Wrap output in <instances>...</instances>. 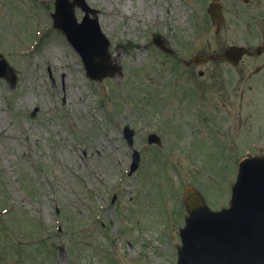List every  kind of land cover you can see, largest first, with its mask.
<instances>
[{"label":"rangeland","instance_id":"374dc122","mask_svg":"<svg viewBox=\"0 0 264 264\" xmlns=\"http://www.w3.org/2000/svg\"><path fill=\"white\" fill-rule=\"evenodd\" d=\"M52 1L0 0V54L17 79H0V264H176L185 185L213 209L229 204L238 162L264 147V104H244L242 127L230 107L227 131L220 101H207L208 79L185 66L213 51L211 0H86L101 10L121 68L100 82L50 28ZM155 32L174 54L155 46ZM150 129L161 146L146 147ZM133 150L141 163L129 174Z\"/></svg>","mask_w":264,"mask_h":264},{"label":"water","instance_id":"95a60500","mask_svg":"<svg viewBox=\"0 0 264 264\" xmlns=\"http://www.w3.org/2000/svg\"><path fill=\"white\" fill-rule=\"evenodd\" d=\"M56 6L55 26L81 53L88 76L98 81L114 76L117 70L110 65V43L100 28L96 11L84 0H58ZM76 6L86 12L81 24L74 13ZM211 9L212 19L219 29L221 15L215 11V5ZM90 14L95 15V19L90 18ZM155 43L170 52L160 35L155 36ZM235 53L241 57L245 50ZM208 60L194 58L198 64ZM2 67L8 69V73L0 71V76L11 78L15 85L13 69L5 61L0 62V70ZM185 204L189 216L180 232L182 246L178 247L177 264H264V157L241 162L228 209L212 211L204 197L191 186L186 187Z\"/></svg>","mask_w":264,"mask_h":264},{"label":"flooded vegetation","instance_id":"af4514ba","mask_svg":"<svg viewBox=\"0 0 264 264\" xmlns=\"http://www.w3.org/2000/svg\"><path fill=\"white\" fill-rule=\"evenodd\" d=\"M244 2L246 6L237 11L231 9L234 3L226 1L223 7L225 16L223 29L221 33L215 35L213 41L208 40L209 49L213 50L208 54H222L230 46L246 47L250 50L249 54H245L237 64H234L230 58H225L219 61L211 60L204 66L196 64L188 66L197 69L200 79H208L207 101L209 100V104L213 98L220 101L227 131H229L228 117L231 119L233 116L230 107H237L239 125L242 127L244 104L249 105L250 108L264 104L260 99L264 95L257 93L258 90L263 91L261 87L264 88V0H244ZM247 34L251 36L250 42L245 38ZM212 44H217L219 49H213ZM199 54L204 53L199 52ZM222 66L225 68L224 71L219 69ZM204 67L210 69L202 70L201 68ZM181 103L177 109L178 116L183 114L181 108L184 107V103ZM185 111L187 112V109ZM262 114L264 118V105ZM227 131L226 135H228ZM225 149H228L226 144ZM257 154L264 155V147Z\"/></svg>","mask_w":264,"mask_h":264},{"label":"bare ground","instance_id":"6f19581e","mask_svg":"<svg viewBox=\"0 0 264 264\" xmlns=\"http://www.w3.org/2000/svg\"><path fill=\"white\" fill-rule=\"evenodd\" d=\"M142 3H143V2H141V5L138 7L140 11L142 10ZM129 6L132 7L131 9H133V10H135V11H138V8L136 9L135 7H133V5H129ZM129 6H127V7L125 8V11H126V10H129L128 13H131V9H130ZM128 7H129V8H128ZM155 12H156V10L154 9V10H153V13H155ZM140 13H142V11H141Z\"/></svg>","mask_w":264,"mask_h":264}]
</instances>
